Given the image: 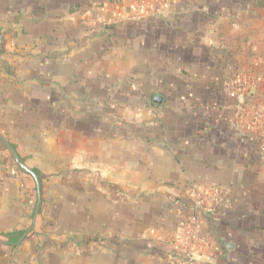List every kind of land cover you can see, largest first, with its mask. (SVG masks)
<instances>
[{
	"label": "crops",
	"instance_id": "1",
	"mask_svg": "<svg viewBox=\"0 0 264 264\" xmlns=\"http://www.w3.org/2000/svg\"><path fill=\"white\" fill-rule=\"evenodd\" d=\"M236 3L0 0V132L42 194L17 243L36 186L0 144V264H171L191 183L246 199L257 169L220 139L206 99L219 93L206 31ZM250 203L202 215L200 264H252L241 258L263 239Z\"/></svg>",
	"mask_w": 264,
	"mask_h": 264
},
{
	"label": "rangeland",
	"instance_id": "2",
	"mask_svg": "<svg viewBox=\"0 0 264 264\" xmlns=\"http://www.w3.org/2000/svg\"><path fill=\"white\" fill-rule=\"evenodd\" d=\"M234 9H225L214 16L216 25L206 31L207 47L215 49L208 65L216 73L213 82L219 93L206 94L208 101H218L216 109L210 108L209 116L220 120L216 126L221 140L231 141L232 148L246 153V163L257 169L258 184L250 189L245 200L232 202L225 187L220 210L229 211L252 204L250 214H258L253 229L263 241L248 246V254L241 261L264 263V8H254L251 0H238ZM209 72H211V68ZM207 74V71H206ZM208 76V75H207ZM209 77L195 76L197 84H208ZM201 80V81H199ZM199 81V82H198ZM218 104V103H217ZM216 119V120H217ZM239 155V154H238ZM233 192V191H231ZM227 193V198L225 197ZM233 194V193H231ZM243 196V195H242ZM226 198V201H225ZM245 258V259H244ZM258 262V263H257Z\"/></svg>",
	"mask_w": 264,
	"mask_h": 264
},
{
	"label": "built area",
	"instance_id": "3",
	"mask_svg": "<svg viewBox=\"0 0 264 264\" xmlns=\"http://www.w3.org/2000/svg\"><path fill=\"white\" fill-rule=\"evenodd\" d=\"M187 193L192 214L189 223L182 231L185 238L184 245L175 244L172 252L167 255L171 264H200L203 261L202 256H198L192 250V246H211L212 241L208 236L200 234V218L211 208H218L224 198V190L221 187L195 182L191 183Z\"/></svg>",
	"mask_w": 264,
	"mask_h": 264
},
{
	"label": "water",
	"instance_id": "4",
	"mask_svg": "<svg viewBox=\"0 0 264 264\" xmlns=\"http://www.w3.org/2000/svg\"><path fill=\"white\" fill-rule=\"evenodd\" d=\"M0 41H1V38H0ZM162 103H163V98L161 96H156L154 98V104L156 106L159 107L162 105ZM0 144H2L3 147L13 157V159H14L17 167L19 168V170L22 173L31 177L34 180L35 186H36L37 201H36L35 213H34L32 224H31L30 228L19 237V240L17 243H21L24 239H26L28 236H30L35 231V229L37 227L39 217H40V210H41V206H42L41 183H40V179H39L38 175L25 164V162L22 160L20 154L17 152L15 147L11 144V142H9L7 140V138L1 132H0ZM0 243H5V242L3 240H0Z\"/></svg>",
	"mask_w": 264,
	"mask_h": 264
},
{
	"label": "trees",
	"instance_id": "5",
	"mask_svg": "<svg viewBox=\"0 0 264 264\" xmlns=\"http://www.w3.org/2000/svg\"><path fill=\"white\" fill-rule=\"evenodd\" d=\"M251 5L254 8H264V0H251Z\"/></svg>",
	"mask_w": 264,
	"mask_h": 264
}]
</instances>
